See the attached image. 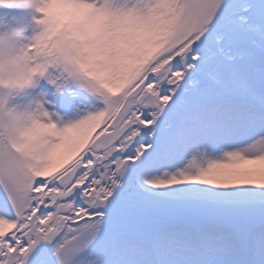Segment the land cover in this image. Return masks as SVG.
Instances as JSON below:
<instances>
[{"label": "snow or ice", "instance_id": "6c2138e0", "mask_svg": "<svg viewBox=\"0 0 264 264\" xmlns=\"http://www.w3.org/2000/svg\"><path fill=\"white\" fill-rule=\"evenodd\" d=\"M0 8V264H264V0Z\"/></svg>", "mask_w": 264, "mask_h": 264}, {"label": "rangeland", "instance_id": "374dc122", "mask_svg": "<svg viewBox=\"0 0 264 264\" xmlns=\"http://www.w3.org/2000/svg\"><path fill=\"white\" fill-rule=\"evenodd\" d=\"M19 10L17 9H4L0 8V20L8 21L12 18H15L19 14Z\"/></svg>", "mask_w": 264, "mask_h": 264}, {"label": "bare ground", "instance_id": "6f19581e", "mask_svg": "<svg viewBox=\"0 0 264 264\" xmlns=\"http://www.w3.org/2000/svg\"><path fill=\"white\" fill-rule=\"evenodd\" d=\"M19 15H20V12H19V14L16 17H18Z\"/></svg>", "mask_w": 264, "mask_h": 264}, {"label": "clouds", "instance_id": "9594fccd", "mask_svg": "<svg viewBox=\"0 0 264 264\" xmlns=\"http://www.w3.org/2000/svg\"><path fill=\"white\" fill-rule=\"evenodd\" d=\"M5 22H7V21H5Z\"/></svg>", "mask_w": 264, "mask_h": 264}]
</instances>
